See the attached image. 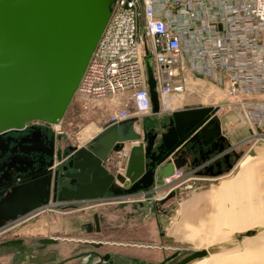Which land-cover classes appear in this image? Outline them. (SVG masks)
Masks as SVG:
<instances>
[{"label":"water","instance_id":"1","mask_svg":"<svg viewBox=\"0 0 264 264\" xmlns=\"http://www.w3.org/2000/svg\"><path fill=\"white\" fill-rule=\"evenodd\" d=\"M111 3L0 0V160L5 158L0 165V180H5L0 185V231L9 222L51 202L99 201L163 188L166 178L176 170L198 166L225 150L224 143L218 142L225 141L220 106L175 111L167 131L162 133L155 126L138 129V118L107 125L87 147H70L72 152L66 158H61L59 150L56 154L46 151L40 127H29L31 131L17 138L11 135L25 131L34 121L59 124L64 118L109 20ZM146 61L153 113L159 114L152 57L147 56ZM128 146L130 150L122 154ZM46 154L51 159L42 164L40 160ZM28 155L36 156L38 167L29 165ZM224 158L229 162L231 154L226 153ZM216 165L222 167V161H216ZM213 166L198 173L209 174ZM232 167L229 162L228 168ZM8 171L31 181L11 186ZM253 233L248 231L247 235ZM5 244L26 249L21 239ZM208 253L207 249L196 250L179 264ZM49 259L47 255L38 256L36 261Z\"/></svg>","mask_w":264,"mask_h":264},{"label":"built area","instance_id":"2","mask_svg":"<svg viewBox=\"0 0 264 264\" xmlns=\"http://www.w3.org/2000/svg\"><path fill=\"white\" fill-rule=\"evenodd\" d=\"M147 56L160 102L186 92L189 62L196 73L224 84L229 102L264 126V0H112L77 89L94 98L135 89V109H114L107 125L153 114ZM183 173L176 170L166 186Z\"/></svg>","mask_w":264,"mask_h":264},{"label":"rangeland","instance_id":"3","mask_svg":"<svg viewBox=\"0 0 264 264\" xmlns=\"http://www.w3.org/2000/svg\"><path fill=\"white\" fill-rule=\"evenodd\" d=\"M134 90L135 89H126L124 91H119L116 94L100 98L91 97L83 93L81 90H78L73 97L64 118L59 124L54 125L42 121H34L30 124L52 125L57 134L59 133V135H61L58 141L59 146L66 147L67 145L70 146L72 144L77 147H87L94 137L93 131L89 128L92 125L96 126L95 124H91L92 122H95L101 127H105L108 123L109 116L114 109L128 108L132 111L135 109L132 98ZM231 100L232 99L227 95V98H225L223 102L221 101L219 105L217 104L214 106H220L221 109L224 107V111H226L224 114L228 113L230 116L233 114L235 115L237 114L235 113L237 105L230 103L229 101ZM109 107H113V109L109 111ZM236 116H238V114ZM156 117L157 116H150V118H147V122H152L155 126L158 122L154 120ZM257 142L264 143V128L253 130L252 135L248 136L244 143L245 148H242L243 150L240 151L237 150L239 152L238 157L240 156L238 159L239 161L235 160L229 174L219 176L218 179H214L215 177H212L210 174H199L194 170L200 167L194 169L189 168L187 171L184 169L182 176L177 178L174 182L163 188H158L157 190L155 189L150 192L142 191L131 196L108 197L99 201H84L73 204H71V202L68 204L61 202L54 203V205L51 204L52 206L46 208L47 211H43L41 215L36 217L38 220L44 219L39 225L35 224L34 226L31 224L32 220H30L28 223L21 225H18L17 223L11 228H8L6 232L0 234V264H62V261L66 257H71V262L65 264H77L88 251L96 249L92 241L97 242L100 240L116 243L105 244L103 248L104 250L110 249L116 252L118 264H133L135 262L134 256L139 257V260L146 257L144 254L146 253V249L143 247L144 243L141 242H147L146 234H148L149 231L148 227L150 226H148V224L150 223L148 222L150 221H155V224L160 226L159 229L167 234L165 238L163 236L160 237L162 241H160L162 243L161 246L164 248V254H159V252L156 253V256L159 255V261L176 251L181 252L178 257V259H181L196 250L204 249V246H209L211 243H209V245L208 243H204L203 245L200 243L202 242L201 240H196L194 237L188 235L181 237V233L174 230V227L177 225L172 224L173 227L169 228V224L171 221L176 223V221L179 220V212L182 203H185L193 192V189H191V186L189 185L193 183L219 184L223 179L232 176L239 167L242 165L244 166L246 165V162L248 163L251 161V156L256 154L255 144ZM232 145L229 144L228 149L229 152L233 154L235 150ZM69 150L72 152L70 147ZM195 186L197 185L195 184ZM209 186L210 185H208V187ZM208 187L206 186L202 188V190H205ZM98 202L103 204H98ZM155 203H158L159 208L153 206ZM80 205L85 206L80 207ZM97 211L104 217L102 228L106 229L105 232L98 234L78 229L74 234H65L66 231L63 229L65 225V217L71 215L70 219H75L81 215H89L90 221L92 219V214ZM256 227L258 231L257 236L264 234V226L258 225ZM225 234L226 235L224 236L229 235L228 232ZM49 236H57L62 239L65 236H70L79 241L69 242L66 240H58L59 242L57 244H47L44 247H41L40 238ZM15 237L24 238V243L33 247L32 252L19 251L17 248L3 244L4 241ZM245 238L246 237L241 239V241H238L237 238L232 241L229 240L233 247L229 249L230 251L227 254L225 252L219 255L208 254L206 257L198 258L188 264H211L215 263L217 260L220 264L233 261H247V263L254 261L251 263L254 264L256 262L255 259H257L259 263L261 259L264 262V257L260 256L261 253L254 254L248 252L246 245L249 244L245 242ZM131 242H140L141 245L137 243V246H130L129 243ZM215 244H219V241H214L213 245ZM49 250H57L58 256L53 260L45 262H37L35 260L36 255Z\"/></svg>","mask_w":264,"mask_h":264},{"label":"crops","instance_id":"4","mask_svg":"<svg viewBox=\"0 0 264 264\" xmlns=\"http://www.w3.org/2000/svg\"><path fill=\"white\" fill-rule=\"evenodd\" d=\"M190 65L189 62H186V69L183 71V76L186 79V92L182 94L171 93L164 97L162 102H160L161 112L159 114L153 113L152 115L140 118V124L137 126L138 129H142V127L146 129L154 127L152 122H147V118H150V116H157L156 119H154L158 121L155 125V127H157L156 130L160 133L165 132L170 124V118L173 112L200 106L219 105L221 101L223 102L225 98H227L224 84L196 73L190 68ZM236 107L235 113H237L238 116H236L237 114H233L232 116L228 113L224 114V112H226L224 111V107L218 112L222 135L225 137V150L222 151L223 153L214 154L211 156V159L205 161L206 163L203 162L198 166L185 167L183 170L185 169L187 171L189 168L194 169L196 167L205 168L215 164V166L210 168L211 171L209 173L212 177H215L214 179L229 174L231 169L228 168V164L224 161L225 154L230 153L228 149L229 144H234L232 146L235 151L233 154L230 153L233 155H231V161L234 165V161L238 160L240 157H238L239 152L237 150L240 151L243 150L242 148H245L244 143L247 137L252 135L254 129L259 130L264 128V126L254 125L249 121L241 106L237 105ZM112 109L113 107H109V111ZM91 124L96 125L89 127L90 130L93 131V136L104 128L95 122ZM69 147L74 146L71 144ZM205 148L207 149V147ZM129 150L130 148H128V151ZM255 151L256 154L251 156V161H249L248 164L246 162V165L239 167L232 176L223 179L219 184L193 183L189 185L191 189H193V192L190 198L187 199L185 203H182L179 212V220L176 221V223L171 221L169 228L173 227L172 224H175L177 226L174 227V230L181 233V237L184 235L194 237L196 240H201L202 242L200 243L203 245L204 243H208V245L211 243L212 245L204 246V249H207L210 255H219L224 252L229 253V249L233 247L230 241L236 238L238 241H241V239L246 237L244 240L249 244L246 245L248 252L254 254L261 253L260 256L264 257V234L257 236L258 231L256 227L258 225L264 226V143L257 142L255 144ZM216 161H222V167L217 166ZM219 170H222V173L217 174ZM195 184L197 186H195ZM208 185L210 186L208 187ZM206 186L208 188L202 190V188ZM244 215L246 217H244ZM70 216L64 218L65 225L63 227V229L70 234L76 233L78 229L81 230V227L89 221V215H81L75 219H70ZM43 220L36 219L32 221L31 224L34 226L35 224L39 225ZM244 221L246 223H244ZM148 223H150L148 224L150 227H148L149 231L148 234H146L147 242H141L144 243L143 247L146 249V253H144L146 257L144 259L151 263H156L159 261V255L156 256V253L159 252V254H164V248L161 246L162 241L160 237L163 236L165 238L167 234L165 232L162 234V231L159 229L160 226H157L155 221H150ZM252 230H254V233L252 235H247V232ZM227 232L229 235L224 236ZM214 241H219V244L213 245ZM137 243L140 244V242H131L129 245L137 246ZM255 260L256 262L254 264H264L262 259L260 263L257 259ZM253 262L233 261L224 264H251Z\"/></svg>","mask_w":264,"mask_h":264},{"label":"flooded vegetation","instance_id":"5","mask_svg":"<svg viewBox=\"0 0 264 264\" xmlns=\"http://www.w3.org/2000/svg\"><path fill=\"white\" fill-rule=\"evenodd\" d=\"M34 126H35V128H37V127H40L41 128V131L43 133L42 138H43V140H45V143H43V140H42V143H43V147L46 149L47 152H53L54 151V153L56 154L58 150L60 151L61 146H59L58 141H59L61 135H59V133L57 134L55 128L52 125H49V124L48 125L47 124H44V125L29 124L27 126V128H26L25 131H15V132H12L11 135L13 137H16V138L17 137H20V136L26 134L28 131H31L30 128H32ZM218 142L219 143H224V145H225V141H218ZM17 155H18V153L17 152H14V157L15 158H17ZM36 159H37L36 156H32L31 157V155H28L27 161H29L28 162L29 165L32 166V164H34L36 167H38L39 163L34 162ZM50 159H51L50 156L46 154V155H44V157L40 161L42 162V164H44L45 162H49ZM231 159L232 158H230V160H229L230 163H232ZM224 161H226L225 158H224ZM3 162H5V158H4V160H0V165H3L2 164ZM229 162H225V163L228 164ZM27 179H29L31 181L30 177L22 176V178L19 179L18 176H17V174L15 175L12 171H8L7 182H9L11 184V186H19V185H22V184H24L25 180H27ZM3 181L5 182V180H3ZM3 181L0 180V185L3 184ZM54 203L55 202H51L52 205H54ZM56 203H61V202H57L56 201ZM63 203H67L68 204L69 201H63ZM98 204H103V203H99L98 202ZM85 205H80V207H84ZM73 206H70V207H73ZM95 206H97V205H95ZM153 206H155L156 208L157 207L159 208L158 203L157 204L155 203V205H153ZM70 207H68V208H70ZM71 209H73V208H71ZM44 210L47 211V209H44ZM39 212L42 213L43 210H41ZM32 214L27 215V216H23V217H19V219L16 220V221H14V222H9L6 225V227L3 228L0 231V234L6 232V230L8 228H11L13 225H16L17 223H18V225L28 223L30 220L28 218H26V217L32 216ZM37 216L38 215H36L35 218H32V221L34 219H36ZM0 219H2L1 216H0ZM103 219H104V217L101 216L98 211L97 212H94L92 214V219L90 221L86 222L84 224V226L81 227V230L82 231L85 230V231H88L90 233H98V234L103 233L106 230V229H103L102 228V221H103ZM65 234H70V233L66 232ZM162 234H164V231H162ZM70 236H65L64 237L65 239L64 238L62 239V238L57 237V236H49V237H45V238L44 237L43 238H40L41 247H44L47 244H52V245L57 244L59 242L58 240H66V241H69V242H71V241L72 242H78L79 241V240H77V239H75L73 237H70ZM52 237L56 238V241H54V242L47 241L48 239H50ZM18 239H21L22 240V245H24L26 247V249L25 250H20L18 247H14V248H17L19 251H23V252H32L33 247L26 245L24 243V238H22V237L10 238V239L4 241L3 244L6 245L5 243L7 241H9V240H18ZM92 243H94L93 245L96 247V249H93V250L88 251L87 254H85L78 261L77 264H118L117 258H116L117 257L116 252H114L113 250H110V249L104 250V248H103L105 246V244H116L115 242H110V241L104 242V241H101L100 240V241H97V242L96 241H92ZM28 249H30V251H28ZM180 254H181V252L176 251L173 254L164 257L163 260L157 261L156 263H151V262L147 261L144 258L142 260H139V257H135L134 256V261L135 262L133 264H179L180 261H182L184 259V258L178 259V257H179ZM46 255L50 257V259L48 260V261H50V260L55 259L58 256V251L57 250H49V251H46V252H44L42 254H38L35 257V260H36V258L38 256L44 257ZM41 262H45V261H41ZM69 262H71V257H66L62 261V264L69 263Z\"/></svg>","mask_w":264,"mask_h":264},{"label":"bare ground","instance_id":"6","mask_svg":"<svg viewBox=\"0 0 264 264\" xmlns=\"http://www.w3.org/2000/svg\"><path fill=\"white\" fill-rule=\"evenodd\" d=\"M88 133V132H87ZM86 134V133H85ZM92 136V135H91ZM69 145H67L66 147L64 146H61V149H60V152H61V158H65L66 156H67V154L69 153V147H68ZM248 164V163H247ZM241 180V179H240ZM239 180V181H240ZM251 181V180H250ZM241 182V181H240ZM239 182V183H240ZM245 182H248V181H245ZM242 183V182H241ZM240 183V184H241ZM239 184V185H240ZM243 185V184H242ZM243 187V186H242ZM241 187V188H242ZM243 198V197H242ZM243 200V199H242ZM249 207H251V206H249ZM41 210H43V211H45L44 210V208H42V209H39L38 211H36V212H33V214H32V216H28V217H26V218H28L29 220H32V218H35V216L36 215H41V213L39 212V211H41ZM240 210V209H239ZM245 211V210H244ZM36 213V214H35ZM257 214V213H256ZM235 215V214H234ZM244 217H246L245 215H244ZM252 218V217H251ZM28 220V221H29ZM230 221V220H229ZM244 223H246L245 221H244ZM251 223V222H250ZM249 223V224H250ZM233 224V223H232ZM247 225V224H246ZM196 237V236H195ZM227 254V253H226ZM213 255V254H212ZM251 256V255H250ZM214 257V256H213ZM203 259H206V258H203ZM202 260V259H201ZM219 261L217 260L215 263H211V264H220V263H218ZM221 262H223V261H221Z\"/></svg>","mask_w":264,"mask_h":264}]
</instances>
